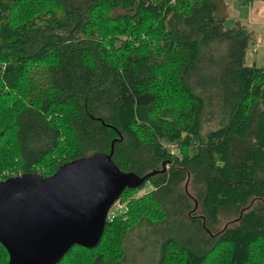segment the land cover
Returning <instances> with one entry per match:
<instances>
[{
	"label": "trees",
	"instance_id": "1",
	"mask_svg": "<svg viewBox=\"0 0 264 264\" xmlns=\"http://www.w3.org/2000/svg\"><path fill=\"white\" fill-rule=\"evenodd\" d=\"M225 7L0 0V172L51 174L112 148L119 169L149 174L119 199L149 183L140 200L158 209L108 219L95 247L56 264L111 241L81 259L120 264L141 229L159 236L155 264H264V67L246 63L251 33L225 27ZM176 221L179 232L158 231Z\"/></svg>",
	"mask_w": 264,
	"mask_h": 264
},
{
	"label": "water",
	"instance_id": "2",
	"mask_svg": "<svg viewBox=\"0 0 264 264\" xmlns=\"http://www.w3.org/2000/svg\"><path fill=\"white\" fill-rule=\"evenodd\" d=\"M110 153L59 165L48 176L34 172L0 180V243L5 264H56L77 244L95 247L108 213L126 188L149 174L122 171Z\"/></svg>",
	"mask_w": 264,
	"mask_h": 264
},
{
	"label": "rangeland",
	"instance_id": "3",
	"mask_svg": "<svg viewBox=\"0 0 264 264\" xmlns=\"http://www.w3.org/2000/svg\"><path fill=\"white\" fill-rule=\"evenodd\" d=\"M72 1L74 3H78V2H82L83 0H72ZM261 2H264V0H225V4H226L225 11L227 12L225 27L231 28V27L243 26L247 31H249V33H251L250 37L252 39V42L250 43V46L246 51V63L251 64L254 62L259 66L264 67V23L260 21L262 19L258 15V14H263L262 11H259V4ZM35 9H39V8L35 6ZM42 10L49 11L50 8L44 7ZM258 25L262 27H256ZM124 37L125 35L120 36V38H124ZM127 39L132 40L133 38L128 37ZM171 150L173 151V147H171ZM174 151L177 152L178 149L175 147ZM178 153L180 154V151ZM45 169L46 168L43 166L38 167L36 173L44 176H48L52 174V173L48 174L50 170L47 171ZM19 173L20 174L22 173L19 167L10 169V171L8 169H5L0 172V180L5 179L9 176L19 175ZM151 188H152L151 185L149 183H146L142 187V189L139 188L137 190L130 191L127 195L124 194L123 197L119 199L118 206L117 207L115 206V208H113L112 211L111 210L109 211L107 216L108 219L113 220L116 218L113 221L122 219L121 221H123V223L126 225L128 224V219L134 220V216L136 215V212L138 211L139 208L141 209L142 214L144 215H149L154 213L153 216L159 217L158 209L151 201H149L148 199L146 201L140 200V198L143 197L144 194L148 192ZM145 208L146 211L144 210ZM125 211L126 212L128 211L127 213L128 216H125L124 214L126 213ZM144 212H146V214ZM159 225H161V227L158 229L159 232L170 231V233H176L177 231L179 232L180 221H176V223L175 222L160 223ZM138 231L139 230L132 231L128 240L126 239L123 242V248L125 251L124 255H126V259L120 264H155L156 263L158 257L157 251L159 244L158 243L159 236L151 235L149 233L147 234L145 233V231H142L141 229L140 231L145 237L142 236L140 238V236H137ZM105 246L116 247L112 241L110 244L106 243ZM105 246L104 244H102L97 249V251L95 250L93 252H80V254L77 252L78 253L77 255L75 254L71 255L67 259L77 263L76 257H78L79 259L78 262L80 264H85V261L81 259L85 257H81V256H87L90 259L97 252L104 251ZM109 248L112 251H114L112 247ZM221 259L222 258H217L214 261L219 262Z\"/></svg>",
	"mask_w": 264,
	"mask_h": 264
},
{
	"label": "crops",
	"instance_id": "4",
	"mask_svg": "<svg viewBox=\"0 0 264 264\" xmlns=\"http://www.w3.org/2000/svg\"><path fill=\"white\" fill-rule=\"evenodd\" d=\"M259 11H262V13L263 14H258L260 17H261V19L262 20H260L262 23H264V2H261L260 4H259ZM228 17H229V15H228ZM227 18V17H226ZM225 23H226V21H225ZM255 27V26H254ZM256 27H262V26H256Z\"/></svg>",
	"mask_w": 264,
	"mask_h": 264
},
{
	"label": "built area",
	"instance_id": "5",
	"mask_svg": "<svg viewBox=\"0 0 264 264\" xmlns=\"http://www.w3.org/2000/svg\"><path fill=\"white\" fill-rule=\"evenodd\" d=\"M118 204H119V200H117V202H116V203H115V204H114V205L111 207V209H110V210L112 211V209H113V208H115V206L117 207V206H118Z\"/></svg>",
	"mask_w": 264,
	"mask_h": 264
}]
</instances>
